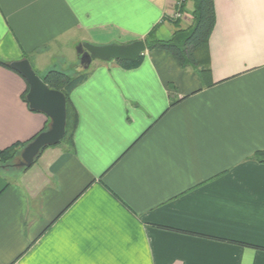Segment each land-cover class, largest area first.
<instances>
[{"label": "crops", "instance_id": "0c3cea01", "mask_svg": "<svg viewBox=\"0 0 264 264\" xmlns=\"http://www.w3.org/2000/svg\"><path fill=\"white\" fill-rule=\"evenodd\" d=\"M178 0H0V61L86 70L80 44L168 41ZM209 74L146 50L92 62L70 95L71 144L0 172V264H264V0H213ZM0 66V150L50 121ZM172 103H174L172 105Z\"/></svg>", "mask_w": 264, "mask_h": 264}, {"label": "trees", "instance_id": "16d2710c", "mask_svg": "<svg viewBox=\"0 0 264 264\" xmlns=\"http://www.w3.org/2000/svg\"><path fill=\"white\" fill-rule=\"evenodd\" d=\"M180 7L179 12L182 13L185 3L191 2L193 4L192 11V24L187 29H180L178 20L172 21L176 27V31L168 41H159L154 38V33H150L145 39L146 50H162L170 55L177 61V63L184 69H194L198 72L199 76L203 78L209 74L208 68V41L210 34L213 30L215 23L213 0H178ZM142 60L140 56L133 62L116 61L117 64L124 69L137 68ZM0 66L12 70L9 64L0 61ZM90 75V71L86 70L75 76H70L64 72L50 70L43 77H41L44 84L50 89L60 92L64 95L66 100V126L65 135L60 144H71L74 132L77 128V115L70 102L71 93L80 85H82ZM26 93L22 99L25 101ZM174 103H172L173 105ZM44 129L42 132H45ZM41 132V133H42ZM40 133V134H41ZM39 135V134H38ZM37 135V136H38ZM36 136V137H37ZM26 143H16L4 150H0V168L8 169L13 167V160L19 157L22 150L30 144L33 140ZM47 148L41 150L35 162L40 158L42 153ZM257 161L264 163V152H259ZM34 162V163H35ZM24 170H26L24 168Z\"/></svg>", "mask_w": 264, "mask_h": 264}, {"label": "water", "instance_id": "95a60500", "mask_svg": "<svg viewBox=\"0 0 264 264\" xmlns=\"http://www.w3.org/2000/svg\"><path fill=\"white\" fill-rule=\"evenodd\" d=\"M145 51L144 41H136L127 45L109 44L105 46H93L84 43L76 48L83 70H87L95 61L133 62ZM9 67L26 82L28 93L25 101L29 110L45 115L50 121L49 128L39 134L20 154L21 160L18 167L29 169L33 166L41 150L57 146L63 140L66 126V100L62 93L50 90L44 84L42 79L33 71L28 60L10 63Z\"/></svg>", "mask_w": 264, "mask_h": 264}, {"label": "rangeland", "instance_id": "374dc122", "mask_svg": "<svg viewBox=\"0 0 264 264\" xmlns=\"http://www.w3.org/2000/svg\"><path fill=\"white\" fill-rule=\"evenodd\" d=\"M109 45V44H108ZM116 45H121V44H116ZM80 58V57H79ZM64 143H62V145H63ZM49 147H47V149H48ZM43 154V153H42ZM20 156L19 157H17V158H15V160H13V167H11V168H6V169H1L0 168V172H2V173H6V174H9V175H17V174H20V173H22V172H25V171H27V169L26 170H24V168H20V167H18V164H19V162H20ZM38 161V160H37ZM36 161V162H37ZM36 162L33 164V166H35L36 165ZM32 166V167H33ZM30 169V168H29Z\"/></svg>", "mask_w": 264, "mask_h": 264}, {"label": "built area", "instance_id": "2783aa9c", "mask_svg": "<svg viewBox=\"0 0 264 264\" xmlns=\"http://www.w3.org/2000/svg\"><path fill=\"white\" fill-rule=\"evenodd\" d=\"M180 3L181 2H179L178 1V8L180 7ZM173 17L175 18V19H179L180 17H181V13L179 12V10L178 11H176L174 14H173Z\"/></svg>", "mask_w": 264, "mask_h": 264}]
</instances>
